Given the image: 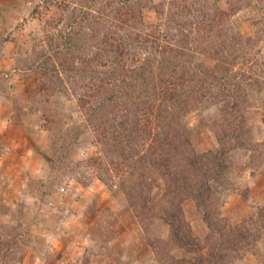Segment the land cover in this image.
<instances>
[{
	"label": "trees",
	"instance_id": "16d2710c",
	"mask_svg": "<svg viewBox=\"0 0 264 264\" xmlns=\"http://www.w3.org/2000/svg\"><path fill=\"white\" fill-rule=\"evenodd\" d=\"M207 1L166 0L158 25L145 24L143 0L64 1V27L46 34L32 67L42 82L30 100L55 92L78 96L100 146L91 164L125 194L159 264H234L264 235V207L243 223L221 214L230 153L253 149L246 105L257 84L237 68L245 40L229 33ZM214 104L225 116L215 132L218 147L199 152L186 117ZM74 130L64 128V149L74 144ZM154 171L166 186L162 210L152 204ZM188 200L205 224L201 237L188 220ZM155 220L170 227L168 239L153 238ZM0 245L1 254L13 241Z\"/></svg>",
	"mask_w": 264,
	"mask_h": 264
},
{
	"label": "rangeland",
	"instance_id": "374dc122",
	"mask_svg": "<svg viewBox=\"0 0 264 264\" xmlns=\"http://www.w3.org/2000/svg\"><path fill=\"white\" fill-rule=\"evenodd\" d=\"M64 1L72 0H0V242L13 241L0 264H159L125 194L103 182L91 164L100 146L78 96L55 92L30 100L29 92L42 82L32 67L46 34L56 24L64 27ZM165 1L143 0L146 25L160 23ZM206 4L211 14L223 16L231 35L245 40L237 68L257 84L246 105L253 149L231 151V185L221 207L222 216L243 223L264 207V0ZM224 117L220 104L186 117L199 152L218 147L215 132ZM73 126L74 144L64 149V128ZM151 179L152 204L162 210L168 204L165 182L156 171ZM185 207L195 234L203 236L194 201ZM151 230L153 238L170 234L160 220ZM175 255L188 257L183 250ZM234 264H264V235Z\"/></svg>",
	"mask_w": 264,
	"mask_h": 264
}]
</instances>
